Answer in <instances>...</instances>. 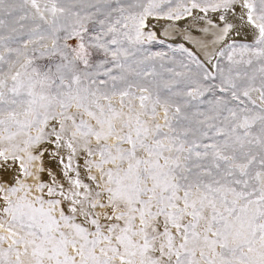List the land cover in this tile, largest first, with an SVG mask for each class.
<instances>
[{
    "label": "snow or ice",
    "instance_id": "6c2138e0",
    "mask_svg": "<svg viewBox=\"0 0 264 264\" xmlns=\"http://www.w3.org/2000/svg\"><path fill=\"white\" fill-rule=\"evenodd\" d=\"M0 264H264V0H0Z\"/></svg>",
    "mask_w": 264,
    "mask_h": 264
},
{
    "label": "bare ground",
    "instance_id": "6f19581e",
    "mask_svg": "<svg viewBox=\"0 0 264 264\" xmlns=\"http://www.w3.org/2000/svg\"><path fill=\"white\" fill-rule=\"evenodd\" d=\"M178 24L182 27H187L188 24H189V20H182V21H179ZM189 47H191V45H188Z\"/></svg>",
    "mask_w": 264,
    "mask_h": 264
},
{
    "label": "rangeland",
    "instance_id": "374dc122",
    "mask_svg": "<svg viewBox=\"0 0 264 264\" xmlns=\"http://www.w3.org/2000/svg\"><path fill=\"white\" fill-rule=\"evenodd\" d=\"M159 47H160V46L157 45V46H155V47L153 48V50H158Z\"/></svg>",
    "mask_w": 264,
    "mask_h": 264
}]
</instances>
